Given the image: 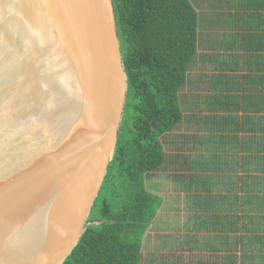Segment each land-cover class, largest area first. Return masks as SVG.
<instances>
[{
	"label": "water",
	"instance_id": "1",
	"mask_svg": "<svg viewBox=\"0 0 264 264\" xmlns=\"http://www.w3.org/2000/svg\"><path fill=\"white\" fill-rule=\"evenodd\" d=\"M126 95L112 0H0V264H63L96 224Z\"/></svg>",
	"mask_w": 264,
	"mask_h": 264
},
{
	"label": "trees",
	"instance_id": "2",
	"mask_svg": "<svg viewBox=\"0 0 264 264\" xmlns=\"http://www.w3.org/2000/svg\"><path fill=\"white\" fill-rule=\"evenodd\" d=\"M195 1L112 0L127 76L123 120L113 160L87 220L96 224L86 228L63 264L139 263L144 236L165 200L148 188V181L165 167L166 158L199 161L204 173L218 177L203 181L200 203L215 212L204 213L198 221L220 233L226 264L239 258L237 250L240 264H264V147L249 151L251 157L233 167L207 147L201 134H173L171 143L170 133L183 119L180 92L197 55L201 17ZM212 116L205 123L208 129L216 121V126L225 122ZM164 142L175 144L177 153L166 155ZM239 169L236 179L224 177ZM216 186L222 190L209 189Z\"/></svg>",
	"mask_w": 264,
	"mask_h": 264
},
{
	"label": "crops",
	"instance_id": "3",
	"mask_svg": "<svg viewBox=\"0 0 264 264\" xmlns=\"http://www.w3.org/2000/svg\"><path fill=\"white\" fill-rule=\"evenodd\" d=\"M195 2L202 24L197 55L180 92L182 122L170 135L201 134L221 160L240 167L244 158L251 157L249 151L264 147V0ZM214 114L225 122L216 126V121L208 129L205 123ZM176 147L173 144V154ZM233 151L234 156L227 153ZM186 160L168 161L172 173L163 175L164 180L148 181V188L165 200L144 236L138 264H226L220 233L198 221L204 213L215 212L200 203L203 181L218 177L204 173L199 161ZM240 175L239 169L224 177ZM157 181L162 182L160 188L154 186ZM209 189L222 190L219 186ZM171 204L173 219L167 220L163 215ZM234 253L239 258L230 262L240 264V251Z\"/></svg>",
	"mask_w": 264,
	"mask_h": 264
},
{
	"label": "rangeland",
	"instance_id": "4",
	"mask_svg": "<svg viewBox=\"0 0 264 264\" xmlns=\"http://www.w3.org/2000/svg\"><path fill=\"white\" fill-rule=\"evenodd\" d=\"M203 21V20H202ZM201 27H202V24L201 23H199V28L201 29ZM221 65H223V63L221 62ZM194 76L195 74H191L190 76ZM186 90H184L183 91V93L185 92ZM171 137H172V143H173V134L172 135H170ZM164 144H165V142H164ZM164 149H165V153H166V155H169V156H171L172 157V154H171V152H173V145L172 146H170L169 144H165V147H164ZM229 155H231V156H234V154H235V151H233V152H227ZM167 157V156H166ZM168 158H166V164H165V167L163 166V169L162 170H159V171H157L156 173H153L152 174V176L153 175H155L153 178H159V179H162V180H164L163 179V175H170V173H172V169H173V166H167V163H168ZM167 166V167H166ZM219 166H211V169H215V168H218ZM242 173V172H241ZM167 177V176H166ZM156 178H155V180H156ZM154 186H156V188H160L161 186H162V182L161 181H157V183L156 184H154ZM149 189H151V188H149ZM167 190H169V188L167 187ZM169 196H171L170 194H169ZM173 196V195H172ZM172 210H173V204H171L170 206H168L167 207V212L163 215V218L165 217V218H168L167 220H171V219H173V213H172Z\"/></svg>",
	"mask_w": 264,
	"mask_h": 264
},
{
	"label": "bare ground",
	"instance_id": "5",
	"mask_svg": "<svg viewBox=\"0 0 264 264\" xmlns=\"http://www.w3.org/2000/svg\"><path fill=\"white\" fill-rule=\"evenodd\" d=\"M10 113H11L12 115H14L15 117H17V115H18V113H17L16 111H15V112H10ZM47 123H48V127H49V129L45 130V131L43 132L44 134L52 133V131L54 130L53 127H52V125H51V122H50V121H47ZM62 128H63V129H61V133H63L64 126H63ZM46 136H48L49 139H50V135H46ZM48 137H47V138H48ZM15 139H17V137H16ZM53 141L58 142V140L55 139V138H53ZM53 148H54V145H53L51 148H48V149H49V151H50V150L53 149ZM50 152H51V151H50ZM52 159H53V158H52V155H44V161H45L46 164L49 163ZM2 188H8V184L5 183V182H2V181L0 180V191H1Z\"/></svg>",
	"mask_w": 264,
	"mask_h": 264
}]
</instances>
